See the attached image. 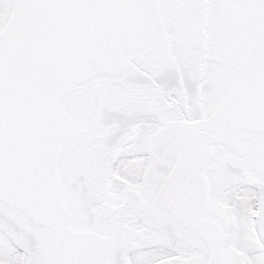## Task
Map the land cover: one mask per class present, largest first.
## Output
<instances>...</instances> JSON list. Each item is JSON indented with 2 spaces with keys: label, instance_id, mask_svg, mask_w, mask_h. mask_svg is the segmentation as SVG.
Instances as JSON below:
<instances>
[{
  "label": "snow or ice",
  "instance_id": "1",
  "mask_svg": "<svg viewBox=\"0 0 264 264\" xmlns=\"http://www.w3.org/2000/svg\"><path fill=\"white\" fill-rule=\"evenodd\" d=\"M0 264H264V0H0Z\"/></svg>",
  "mask_w": 264,
  "mask_h": 264
}]
</instances>
